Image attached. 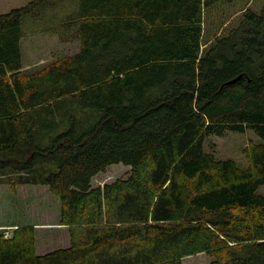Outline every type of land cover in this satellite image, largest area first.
Returning a JSON list of instances; mask_svg holds the SVG:
<instances>
[{
  "label": "trees",
  "instance_id": "16d2710c",
  "mask_svg": "<svg viewBox=\"0 0 264 264\" xmlns=\"http://www.w3.org/2000/svg\"><path fill=\"white\" fill-rule=\"evenodd\" d=\"M60 1L0 14V171L47 187L69 245L38 255L23 226L0 264H264V5L203 41L205 8L233 0H78L56 19ZM25 17L77 51L24 70ZM247 130V168L203 148ZM119 164L126 179L92 186Z\"/></svg>",
  "mask_w": 264,
  "mask_h": 264
},
{
  "label": "rangeland",
  "instance_id": "374dc122",
  "mask_svg": "<svg viewBox=\"0 0 264 264\" xmlns=\"http://www.w3.org/2000/svg\"><path fill=\"white\" fill-rule=\"evenodd\" d=\"M29 0H0V14H6L13 9L21 8ZM48 12L54 18L59 14L66 15L75 12L78 0H63L54 4ZM264 0H233L232 2L219 1L211 4L203 14V41H207L219 28L228 23H235L241 12L250 9L259 13ZM47 10L39 13L44 17ZM33 19V18H31ZM30 17L23 19L22 28L24 38L22 41L23 68L27 71L39 69L51 61H56L74 54L78 48V42H66L69 40L68 30L62 27L60 30L51 28L46 30V25L35 24ZM38 24V25H37ZM66 33V37L61 35ZM60 37V38H59ZM68 37V38H67ZM259 142L252 131L245 133L227 131L223 136L209 135L204 139L203 148L212 153L218 160L231 159L240 168L249 166L242 150L248 144ZM130 167L113 165L97 174L92 180L93 187H102L117 179H126L129 176ZM9 171H0V234L10 237L16 228L33 226L35 230L36 252L42 253L54 248L65 247L69 244L68 229L59 224V202L49 194L45 186H20L11 188L5 184L9 179ZM257 193L264 196V184L257 189ZM211 258L204 253L187 256L182 259V264H210Z\"/></svg>",
  "mask_w": 264,
  "mask_h": 264
},
{
  "label": "crops",
  "instance_id": "0c3cea01",
  "mask_svg": "<svg viewBox=\"0 0 264 264\" xmlns=\"http://www.w3.org/2000/svg\"><path fill=\"white\" fill-rule=\"evenodd\" d=\"M59 212H60V207H59ZM68 231V230H67ZM69 236V235H68ZM69 245V244H68ZM67 245V246H68ZM67 246H65V247H67ZM65 247H59V248H65ZM54 249H57V248H54ZM53 249V250H54ZM51 251V250H50ZM47 252H49V251H47ZM38 255H42V254H44V253H46V252H42V253H38V252H36Z\"/></svg>",
  "mask_w": 264,
  "mask_h": 264
}]
</instances>
